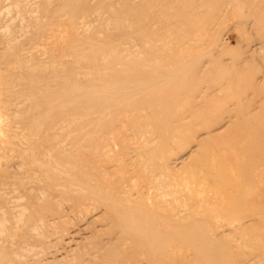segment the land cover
I'll return each instance as SVG.
<instances>
[{"label":"bare ground","instance_id":"obj_1","mask_svg":"<svg viewBox=\"0 0 264 264\" xmlns=\"http://www.w3.org/2000/svg\"><path fill=\"white\" fill-rule=\"evenodd\" d=\"M50 1L51 0H45L44 1L43 5L45 8L48 6ZM201 1L202 0H200V2L197 1L199 3L196 2L197 3L196 4L192 0H59V4H58L59 5V7H58L59 16L65 18L66 20H65V22H63L62 20L60 21L59 18H57V19H55L57 21L55 23L60 24V26H59L60 28H64L65 33L67 35V37H66L65 33L62 34L64 37L67 38L66 39L67 44H66V47H64V48L67 49L70 53H72L71 55H73L75 57L74 63H72L71 65L67 62L71 66L70 69H68V72L70 74H63V72H62L63 75H61V74H58L57 70L53 69V75L50 74V76L52 75L51 77L46 78L43 75H34V76L29 75L30 77L28 76L29 78L26 79L28 87L29 88L33 87L38 92L36 95V100H37L39 106L43 107L42 109L46 108L47 110L49 109L50 111H53L51 109L56 104L55 107L58 108L59 112H58V115H56L57 113L55 115H53L52 119L53 120H59L60 119L58 122L59 124L60 123L62 124V122L65 119L66 120L69 119V121H72V124L69 123L70 125H68V126L72 127L75 124V127H76L79 123V120H80L79 124L82 126V125H84L83 123L85 122V119H87V118L88 119L89 118H95L98 116V119H100L101 116H103L101 118H104L106 116V119L104 118L105 119L104 121L102 119H100V122H99L100 124L98 123V121H99L98 119H97V121L95 119L94 120L99 124V126L102 124L100 126V128L103 132L110 133V132L116 130L117 133H119V134H120L121 129L124 128V131H125V128L127 125L128 126L134 125L133 128L132 129L130 128V129L136 130L135 135L137 134L138 138H139V136H141L142 139H143V137L145 138L143 140L141 139L142 141L145 142V144H143L141 140H140V142L142 144L140 142H138L137 144L140 143L141 146L142 145L146 146L145 148H148V150L150 151L149 154L152 155L151 158H147L146 160H144L142 162L140 160V162H138L137 164L132 163L133 160H131L132 161L131 163L133 164V166L130 167V172L132 170L135 171L136 173L135 172L134 173L136 175L138 174V177H146V175L144 173H146V171H148V175H149L151 180H152V178L154 180L157 179L160 181H162V179H164L163 184L165 186H168L169 183L171 182V180H172L171 185H175L176 182L178 183V181H175L176 179L174 178V177H176L175 172H177V170H183V169L189 167V168H192L195 173L198 172L199 169L201 172H203L201 182L187 181V182L183 183V185H185V187L186 186L188 187V191H190L191 189L194 188L193 187L194 184L198 185L197 189H195L197 191L191 190V196H190V198L189 197L188 198L192 199V200L189 201V203L188 202H186V203L181 202L182 204H179L178 203L179 197H177L178 199H176V201H177V203H176L177 206L175 207L176 209L175 208L172 209V206L174 205L175 202H174V199L171 200V198L172 197L174 198V196L169 194L171 197L168 199L174 203L171 206L170 213H168V211H166V209L165 210L163 209V207H162L163 205L161 206V204H160L161 202L156 203L157 201H155V204L147 203L146 201L149 199L148 198L144 199L142 196L140 197V199L139 198L133 199L132 195H134V194L130 195L128 192H126L128 197L123 196V198H125V199H121V197H119L118 195H115L113 192H111V190L105 189L104 187H101L98 185H92L93 182L91 183V179L93 180V176L89 175V172H88V174L85 173L86 169L85 170L81 169V167H80L81 164L76 163L77 159H74L72 161L74 164V165L71 164V166L73 165L72 167L68 166V168H67V165L66 166L64 165L65 168H67V171L69 173L75 172V176H76V174L78 175L75 178L71 177V180H69V179H67V176L69 174H67V176L65 178L66 181H70V184H71L72 181L76 180L75 182H78L80 184V187H82V189L84 191L86 190V192L88 193V195L92 199L99 201L100 205H102L104 207V210L107 212V213L104 212L103 209H99V210H101V212L103 210V212L105 214V216L102 215V217L106 218V216H108L109 219L112 218L115 222L114 226L112 225V227L114 228L116 225V227H117L116 230H118L117 232H115L116 230L111 232L112 234H110V235H108L109 233L107 234L112 239L115 238L116 236H118L117 242L119 244H116V246H114V248L109 249L107 246H106L107 249H106V247L103 248V247H101V245L103 244L101 242H103V240L101 242H100V240H98L101 243L100 245H97L96 242H94L92 240L93 246L97 245L96 248L92 247L93 249H95L92 251H96V249H98L96 251L97 253H95V257L92 256V258H94V259L96 258L94 261L95 264H264V234H262V235H254L253 234L255 231H258V230H262L264 233V223H263L264 221L262 222V220L257 219V217L259 215L257 217H254L255 216L254 212H256V210L254 212H252L250 208H249L250 209L249 211L246 208H245L246 210L244 209V207H245L244 203H246L247 199L249 201L251 199L258 200L257 196L259 197V195L256 194L257 188L255 185V183L257 181L254 182L255 181L254 179L256 177L258 179V177H260L261 174H262L261 176H263V173H264V79L262 81H260V84H258V91L261 93L260 113H258L257 116L248 115L246 117V121H244V117L246 116V115H244V106H243L245 104L242 105L244 92L241 88V83L244 82V72H239V70H241L239 68H238L239 70H237V71H235L236 70L235 68H233L234 71H231L232 69L231 70L229 69L230 71H225V70L219 71L217 69L218 66H217V68L216 67L213 68L214 65L211 66V69H210L209 66L211 64L208 65V67L210 69L209 70L207 67V63L203 61V59H205V58H203L201 60L198 56L195 55L196 52L194 53L195 50L196 51L199 50L198 52L201 51V48L198 49L200 46H198V48H196L194 45L202 44L201 41H202V39L205 38L204 33L206 31L208 33V30H206L204 32L205 29H203V31H202V26L203 25L205 26L206 23L208 24L209 21L210 22L213 21L214 24H212V23H211V25L209 24L210 26L213 27V25L216 24V22L214 20H217L218 18L220 19L222 17L225 18V15L228 14L229 12L232 15V13L234 12V8H236V6L234 5V7H232V8L230 7L229 11H226L227 9H224V12L221 10V8H219V6H217L216 10H214V14H213V17H211V20H208V22L203 23L204 22V20H203V17H204L203 12L204 11H201V8L205 7L203 5H206V4H204V0L202 1V3H201ZM230 1H231V4L235 3V0H230ZM224 3H226V2H224ZM258 4H260V3H258ZM261 4H263V3H261ZM15 5H17V4H15ZM223 5H225V4H223ZM223 5L221 7H223ZM260 8H258V12L261 11ZM256 10H257V8H256ZM208 11H210V10H208ZM253 12L255 14L257 13V11L255 12V10ZM252 13L249 17H251L253 15L255 16V14L252 15ZM93 15L96 16L97 23H99L98 22L99 19H100V21H102L104 23L106 30H104L102 33H98L96 35V36H98L97 38H92V39H90L91 37L85 38V37H83V35L88 34V31H86V33L84 31L88 29L87 27H89V24H86L87 27L85 25L84 26L87 29H85L84 31H83L84 28L82 29L83 35L76 34L79 31L77 32L75 29L77 27L83 26L82 23L85 21V19H88V18L92 17ZM231 15H230V18L231 17L234 18L233 15L232 16ZM257 17H259V16L257 15ZM63 18H61V19H63ZM16 20H17V18H16ZM227 20L228 19H226V21H224L225 24L227 23ZM22 21H23V19H22ZM102 22H100V23H102ZM158 23L160 25L161 24L163 25L162 28L159 25L160 27L157 26L159 28L156 29L155 25H157ZM111 24L114 25L113 28L115 29L114 31L111 30V32L113 31V33H110ZM220 24H221V22H220ZM104 26H102V27H104ZM243 26H244V24H243ZM100 27H101V25H100ZM206 28H207V26H206ZM77 29H79V28H77ZM101 30L102 29H100V31ZM164 32H165V35L163 36L162 34H164ZM205 35L207 36V34H205ZM212 36L214 39H216L215 33L212 34ZM261 36L264 37V34ZM100 38H102V39H100ZM160 38L163 39L165 42L170 40L168 42L172 43V45H174L173 43H175V46H176V47L174 46L175 49L172 51L169 50L171 48V47L168 48L170 46V44L168 46L166 44L162 47H159L157 44L158 42H157L156 43L157 45H155V43H154L156 41L155 39H158L160 42L161 41ZM21 39L23 40V38H21ZM61 40L64 41L65 39L61 38ZM132 42L133 43L136 42L138 44V46H136V48L137 47L140 48L142 50V52H138L137 54H134L136 51H139L134 47L135 52H133L134 50L131 49V50H133V51H131L133 54H131L128 50L130 45H127V44L128 43L132 44ZM203 42L205 43L204 40H203ZM62 44H64V45H62ZM62 44H61L62 46H65V42ZM123 44H126L128 47L126 45H124L126 47L122 48L121 45H123ZM203 44H202V46H204L203 48H205L206 44H204V45ZM222 44H223V42H222ZM223 46H224V44H223ZM208 48L209 47H207V49ZM65 49L63 51H65ZM202 51H204V50H202ZM124 52H127V54H125ZM172 52L174 53V55H170ZM210 53L212 55L209 54V56L213 57V52L210 51ZM209 56H206V57H209ZM67 60L68 59H66V61ZM221 63H225V62L221 61ZM82 64H85L87 66V69L84 70V72L86 70H87V72L84 75L81 74L82 76H84V78H82V80H81L80 79L81 75L80 76L78 75L79 76L78 77L75 73H76V71L78 72V69L82 68ZM228 65H230V64H228ZM56 66H57V64H56ZM222 66L223 65H221V69H223ZM53 68H54V66H53ZM56 68H58V67H56ZM209 78H210V80H209ZM11 79H12V77H11ZM49 81L50 82L52 81L51 83L55 84V85L52 86V85L48 84ZM22 83H24V82H22ZM248 84L250 85V82ZM22 85H24V84H22ZM250 86H253V84ZM221 91H223L222 96L219 95V92H221ZM35 94H36V92H35ZM231 103L234 104V106H236L237 108L231 109V107H232ZM221 107L224 109L223 112H225V114L221 113L220 115H214L213 114V111H214L213 108H215V109L219 108L220 109ZM66 108H68V110H65ZM47 110H44V111L46 112ZM49 110H48V113L50 112ZM211 110H213V111H211ZM54 112H55V110H54ZM45 115H43V114L42 115H35L36 117H34L35 118L34 120H36V122H38L39 125L44 126L47 123L43 121L44 123L41 124L42 120H46V119L48 120L49 117L51 118V116H47V115L45 116ZM16 117H17V115H16ZM31 118H33V116ZM81 118H82V120H84V122L82 124H81ZM122 118H124L123 120H125V121L122 120V122L120 121V123H119V120ZM75 119L78 120V123L73 122V121H75ZM61 120H63V121H61ZM101 120L104 124L101 123ZM106 120H108V121L105 123ZM89 122L87 123V121H86L85 125H86V123L88 125H90ZM30 124L32 125V122H30ZM66 124H63V125H66ZM34 125H32V126L34 127ZM81 126L78 125L77 127L81 128ZM244 126L248 129L254 127L253 132H254V135H256V140L254 141V139H253V141L248 146H244ZM255 127H257V129H255ZM51 128L52 127H50V129ZM65 128H66V126H65ZM94 130L92 129V133H90V134H94L96 137L98 136V141L100 143L101 142L99 140L100 135H96V132H94ZM135 130H133V131H135ZM50 132H52V131H50ZM115 132L107 134V135H111L110 136L111 139H113L115 137V139L118 140V138H120L119 134H118L119 137L118 136L117 137L112 136V135H115ZM130 132H128V134H130ZM47 133H48V131L46 132V134ZM117 133H116V135H117ZM97 134H98V132H97ZM99 134H100V130H99ZM132 134H130L131 138H133ZM70 135H68V136H70ZM88 135L89 134H86V138L88 137ZM93 136L91 135V137H93ZM89 137H90V135H89ZM103 137H104V135H103ZM121 137H122V135H121ZM125 137H126V134H125ZM130 137H129V139H131ZM250 137L255 138V136H253L252 134ZM43 138H45V137H42V139ZM55 138H57V137L55 136ZM58 138L55 140L56 142H59V141H57ZM78 138L81 139L82 137L81 138L77 137L76 139H78ZM45 139H47V137ZM64 139H66V138H64ZM92 139L93 138H91L90 140H92ZM105 139L107 140L106 137L104 138V140ZM111 139H109V141ZM115 139H113V140L115 141ZM133 139H135V138H133ZM71 140H73V138ZM71 140H68L69 144H70ZM90 140H89V142H90ZM113 140H111V141H113ZM126 140L127 139H125V141ZM42 141H44V140H42ZM48 141H50V139ZM62 141H63V139H62ZM120 141H122V140H120ZM128 141L130 142L131 140H127V142ZM45 142L46 141H44V143ZM65 142H66V140H65ZM105 142H107V141H105ZM75 143H77V142L73 141V144H75ZM82 143L83 142H81L80 144L82 145ZM90 143H92V142H90ZM102 143L105 144L104 141ZM110 143L112 146H114L113 149L117 148V147H115V146H118L117 143L116 144H112V142H110ZM61 144L64 145V142ZM123 144H125V143H123ZM48 145L49 144H47V146ZM77 145L78 144H75L74 149L77 148ZM100 145H101V143H100ZM109 146H110V144L109 145L106 144V145H103L102 147L99 146L96 149L98 150L101 148L102 149L107 148V151H108V150H110ZM64 147H65V145H64ZM90 147H92V146H90ZM90 147H89V145L87 146V148H89V151L91 150ZM136 147L137 146H135V145H134V147L132 146V148H136ZM142 148L144 150V147H142ZM188 148H191V150L188 153H186ZM67 149H68V147H67ZM94 149H93V151H94ZM123 149L127 150L126 147ZM84 150L87 151L88 149H84ZM143 150H142V153L144 152ZM178 150L181 153V155L178 154L179 153V152H177ZM48 151H49V149H48ZM48 151L45 153L47 154ZM54 151H57V150L54 149L53 152ZM89 151H88V153H89ZM111 151L112 150H110V153H111ZM134 151L137 154L136 150H134ZM140 151H141V148H140ZM64 152H66V150ZM64 152H61V155ZM82 152H83V149H82ZM101 152H102V150H101ZM49 153H50V151H49ZM91 153H92V151L90 152V154ZM93 153L95 154V152H93ZM113 153H115V152H113ZM128 153H129V151H128ZM182 153H186V154L182 155ZM46 154H45V156H46ZM65 154H67V153H64L63 155H65ZM116 154H121V153H116ZM125 154H127V153H125ZM176 154L178 155V157L173 159L174 158L173 155H176ZM143 155H140V156L142 157ZM32 156L33 155H31V158H33ZM38 156H40V155H38ZM45 156L43 158L47 157V156L46 157ZM66 156H68V154ZM73 156H75V155H73ZM107 156H108V154H107ZM132 156H133V153H132ZM140 156L138 159L141 158ZM204 156H205L204 160H200ZM118 157H119V155H118ZM125 157H126V155H125ZM129 157L131 158V156H129ZM171 157H173V158H171ZM244 157L246 158V160H248L247 163L245 162V160H242L246 164H243L241 161V159H243ZM66 158L69 159V156ZM87 158L88 157H85L83 160H85ZM105 158H106V156L104 157V159ZM144 158H146V157H144ZM33 159H35V158H33ZM122 159H123V157H122ZM131 159H134V158H131ZM141 159H143V158H141ZM42 160H45V159H42ZM46 160H47V158H46ZM63 160H65V159H63ZM80 160H81V157H80ZM129 160L130 159H127V161H129ZM32 161H33V163L36 162L39 165L38 161H35V160H32ZM85 161H87V160H85ZM102 161H105V160H102ZM102 161H100V163H103ZM110 161H112V160L110 159ZM127 161L125 160V162H127ZM39 162L41 163V161H39ZM134 162L136 163L137 161H134ZM36 163H35V165H36ZM46 163H48L47 164L48 166H46V167H49V164H50L49 160ZM69 164H70V162H69ZM82 164H85V163H82ZM95 164H96V162H95ZM106 164H107V162H106ZM43 165L44 164L42 162V166H41L42 168H44ZM53 165H54V167L56 166V168H57V165H55V162ZM98 165H99V163H98ZM98 165H97V167H98ZM122 165H123V161H122ZM110 166H111V164H110ZM139 166L143 167L142 171L144 170V167H145V170L146 169L147 170L146 171L144 170L145 172L143 171L144 173H142L141 170L138 171ZM35 167H37V166H35ZM90 167L91 166H89V168ZM4 168H5V166H4ZM42 168H40V166H39V169H42ZM58 168H60V166ZM116 168L114 167L113 170ZM14 169H16V168H14ZM47 169H51V168H47ZM47 169H44V170H47ZM125 169H124V171L126 172ZM139 169H140V167H139ZM54 170H52V171L49 170V172H48V174H50L52 172V174H51L52 177H55L53 175L55 173ZM28 171H30V170H28ZM103 171L105 172L104 169H103ZM103 171L101 169V174ZM107 171H109V170H107ZM112 171L110 169L109 172L111 174L117 173V176H119L120 172L118 174V172H117L118 168H117V171L114 170L116 172H114V171L112 172ZM56 172H57V170H56ZM63 172H64V169H63ZM8 173H6V174H8ZM13 173H15V172H13ZM2 174H5V173H2ZM25 176H27V175H25ZM35 176H37V175H34V178H35ZM115 176H116V174H115ZM115 176H112L113 179L115 178ZM52 177H51V179H52ZM60 177H62L61 173H60L58 178H60ZM63 177H64V175H63ZM119 177H123V176H119ZM103 178H104L103 179V183H104V180H107V179L104 176H103ZM51 179L49 178V180H51ZM120 179H119L120 182L124 181V180H122L123 178H120ZM129 179H128V181H129ZM261 179H262V177H261ZM261 179H259V181H262ZM3 180H5V179L3 178ZM32 180H34V179H32ZM39 180H41V179H39ZM47 180L48 179H46V181ZM95 180H97V179H95ZM100 180H101V178H100ZM110 180H109V182H110ZM115 180H117V178L114 179V181ZM142 180L141 181L139 180V181L142 182ZM146 180H148V179H146ZM151 180H150V182H151ZM52 181H54V180H51L49 182H52ZM173 181H175V183ZM24 182H26V181H24ZM49 182H47V183H49ZM56 182L58 183V181H56ZM62 182L63 181H61V183ZM105 182H107V181H105ZM109 182H108V184H109ZM113 183L114 182H112V184ZM115 183L117 184L118 182L115 181ZM154 183H157V182H154ZM260 183H262V182H260ZM20 184H22V183H20ZM53 184H55V183H53ZM135 184H137V183H135ZM133 185H134V183H133ZM151 185H152V183L149 186H151ZM117 186L120 188L119 185H117ZM152 186L155 187L154 184ZM177 186H180V185L178 184ZM177 186L176 187L172 186V187L174 189H177ZM247 186H249V188ZM123 187H126V186L124 185ZM141 187L143 188V186H141ZM157 187H160V186H157ZM172 187L170 186L168 188H172ZM185 187L183 186V188H185ZM246 187L248 188V190L250 189L248 196H246L247 193L245 195V192H246L245 188ZM14 188H15V186H14ZM71 188H72V186L68 190H70ZM114 188H116V187L114 186ZM131 188H133V186ZM162 188H163V186H162ZM165 188L163 189L164 191H165ZM168 188H166V191L169 190ZM253 188L255 189V191ZM5 189H6V187H5ZM58 189H60V188H58ZM76 189L77 188H75V190ZM120 189H119V191H120ZM127 189L126 190L129 191L130 188H127ZM143 189H144V192H147V190L145 191V188H143ZM152 189H154V188L152 187ZM68 190H67V192H68ZM73 190H74V187H73ZM78 190H80V189H78ZM178 190L181 191V186L178 187ZM63 191H64V189H63ZM180 191H179V193H180ZM192 191H194V192H192ZM15 192H17V191H15ZM80 192H83V191L81 190ZM170 192H172V191H170ZM174 192L176 193V190ZM184 192L185 191H183V193ZM13 193H14V191H13ZM41 193H43V192H41ZM41 193H39V195H40L39 201L41 199ZM134 193L138 194L139 192L134 191ZM148 193L150 194L151 192H148ZM263 193H261V195ZM31 194H32V192H31ZM122 194H124V193H122ZM149 194H148V197L151 198L149 196ZM166 194H167L166 196H169L168 193H166ZM172 194L175 195L174 193H172ZM188 194H190V192ZM196 194H198V195L196 196ZM46 195H47V193H46ZM63 195L66 196L65 193ZM145 195L147 196V194H145ZM199 195L202 197H199ZM136 196H138V195H136ZM136 196H134V198ZM180 196L182 198V195H180ZM263 196H260V197L262 198ZM155 197L157 198V196H155ZM244 197H245L246 201L244 200ZM260 197H259V199H260ZM160 198H162V197H160ZM184 198H186V196ZM199 198H201L200 199L201 201L200 202L196 201V199L198 200ZM37 200H38V198H37ZM182 200H184V199L182 198ZM88 201H89V199H88ZM152 201H154V200H152ZM256 202H258V201H256ZM90 203H91V201H90ZM94 203L96 204V202H94ZM250 203H251V201H250ZM81 204L84 205L83 203H79V206ZM86 204H87V200H86L85 205ZM162 204H165V202ZM168 204L170 205V203H168ZM252 204L254 205L255 203H252ZM258 204H259V202H258ZM178 205H180V208H179L180 210L178 209V207H179ZM260 205H262V207H264L262 202L260 203ZM73 206H75V205H73ZM76 206H77V204H76ZM97 206H98L97 208H99V205H97ZM42 207H44V206H41V207H40V205H39V207L37 206L38 209L41 208L40 211L43 210ZM61 207H63V205ZM84 207H85L84 208V210H85L87 207L86 206H84ZM164 207H165V205H164ZM46 208H49V207H46ZM64 209H66V208H64ZM168 209H169V207H168ZM15 210L19 211V209H16V208H15ZM20 210H21V208H20ZM84 210L78 209L77 211H80V212L82 211L81 212V214L83 213L82 216L83 215L87 216V214L91 211V210H89V207L85 210V211L89 210V212L87 211L84 213ZM34 211H35V208H34ZM62 211H63V209H62ZM93 211H94V209H93ZM26 212L27 211H25V213ZM60 212H61V210H60ZM103 212H102V214H103ZM248 212H250V214ZM69 213H70V211H69ZM91 213H94V212L91 211ZM95 213L98 214L97 211H95ZM51 214H49L48 217ZM55 214H60V213H55ZM78 214H80V213H78ZM96 214H94V215H96ZM256 214H258V212ZM37 215H38V213H37ZM88 215H91V214H88ZM98 215H100V214H98ZM17 216H18V212H17ZM51 216H53V215H51ZM30 217H31V215L29 216V218ZM54 217H56V216L54 215ZM58 217L60 220L61 217L59 215H57L56 218H58ZM83 217L81 218L82 220L83 219L87 220L86 218L88 216L86 218H85V216H83ZM249 217H251V218H249ZM94 218H95V216H94ZM94 218H93V221H94ZM96 218L98 219V216ZM99 218H101V217H99ZM258 218H260V217H258ZM27 219H28V217H27ZM51 219H52V217H51ZM51 219H50V221H53ZM88 219H90V218H88ZM97 219H95V220H97ZM17 220H19V219H17ZM39 220H40V217H39ZM90 220L91 221L88 220L89 222L83 220L84 223L85 222H86V224L89 223V225L87 224L88 226L85 224L83 226L89 227L90 223L92 222V218ZM106 220L108 221L107 218H106ZM110 221L112 222V220H110ZM1 222H2V219H1ZM37 222H39V221H37ZM40 222H39V224H43L42 222L41 223ZM97 222H99V220H97ZM18 223H17V225H18ZM55 223H57V222H54V224H49V221H48L50 228H52L51 226L52 225L54 226ZM34 224H36V223L34 222ZM101 224L102 223H100V225ZM110 224H112V223H110ZM2 226H4V225H1V227ZM36 226H35V228H37ZM38 226L40 227L42 225H38ZM103 226H105V225H103ZM110 227H111V225L109 226V228ZM112 227H111V229H112ZM14 228H15V226H14ZM35 228L32 227V229H35ZM85 228L86 227H84V229ZM32 229H29V230L33 231ZM84 229H82V227L80 228L81 233L86 232V229L85 230ZM100 229L101 230L105 229V227L100 228ZM0 230H1V228H0ZM17 230H19V229H17ZM37 230H38V228H37ZM56 230L54 229V231H56ZM34 231L36 232V230H34ZM38 231L40 232L41 230H38ZM48 231H51V230L49 229ZM95 231H97V230H94V233H96ZM14 232H16V230ZM73 232L74 231H72V233L71 232L70 233L73 234ZM92 232H91V235H92ZM114 232L116 235H114ZM2 233L3 232L1 230V234ZM70 233H69V235H71ZM74 233H76V231ZM256 233H258V232H256ZM40 234H41V232H40ZM40 234H38L37 236H40ZM76 234H74L73 236L75 237ZM85 234H88V233H85ZM98 234H100V232ZM3 235H1V236H3ZM41 235L43 236V234H41ZM63 235H65V234L63 233ZM88 235H90V234H88ZM55 236H56V233H55L54 237ZM81 236H84V238H85L84 234L83 235L81 234ZM104 236H106V235H104ZM108 236H107V238H109ZM242 236H245V238H246V236L249 237V239L248 238H246V239L250 240V243L249 242L247 244L243 243V245H242L240 242ZM51 237H52V234H51ZM64 237L65 236H63V238ZM74 237H73V239H74ZM93 237H94L93 239L96 238L95 235H93ZM66 238H68V237H66ZM76 238L78 239V235ZM86 238H87V243H89V244L85 243L86 239H83V238L80 239L81 241H83V240L85 241L84 244H87V247L86 246L84 247V244L81 245L82 246L81 248L84 247V249L82 250L83 251L82 253H84L86 248L88 249V245H89V249H90V246H92V244L90 242L91 240L88 242V237L86 236ZM117 238L113 239V241L117 240ZM46 239H48V238H46ZM58 239H59V237L57 238V240ZM97 239H99V238H97ZM104 239H106V238L104 237ZM243 240H245V239H243ZM39 241H41V240H39ZM98 241H97V243H98ZM22 242H24V240ZM49 242H52V241L50 240ZM68 242H69V239H68ZM74 242H76V241H73V243ZM106 242L107 241H105L104 245H107ZM94 243H95V245H94ZM115 243L116 242H114L112 244L115 245ZM25 244L26 243H24V245ZM37 244H39V243H37ZM50 244H48L47 246H49ZM81 244H82V242H81ZM21 245H23V244H21ZM41 245H39V246H41ZM44 245H45V243H44ZM70 245L71 244L69 243L68 247ZM108 245L110 246V244H108ZM25 247H23V248H25ZM43 247L41 246L40 249H42ZM0 248L2 250H4L3 249L4 247H0ZM21 248H22V246H21ZM45 248L48 249L47 247H45ZM54 248H56V247H54ZM123 248H124V250H123ZM245 248L246 249L250 248L251 251L249 249L246 250ZM63 249H64V247H63ZM63 249L61 248V250H63ZM70 249L71 248H69V251H70ZM76 249H79V248H76ZM89 249H88V251L91 252ZM10 250H12V249H10ZM23 250H22V252H23ZM48 250H51V249H48ZM40 251H42V250H40ZM55 251H53V252H55ZM73 251H74V248L70 252L73 253ZM59 252L60 251L56 252L58 257H59V254H58ZM76 252L79 253L81 251L77 250ZM2 253H4V251ZM2 253L0 251V264H4V260H5V257H4L5 255H3ZM47 253H46V255H47ZM61 253H62V251L60 252V254ZM71 253H69V254L66 253L65 256L69 257L72 255V257H73L74 255ZM51 254L49 253L48 256ZM62 254L64 255V253H62ZM24 255H25V253H24ZM14 256L17 257V255H14ZM65 256H61V257H64V260H65ZM84 256L87 257L86 255H83V257ZM20 257H21V255H20ZM36 257H38V256H36ZM61 257H59V258H61ZM56 258H55V260L57 262L59 260H62V258L59 260ZM80 258H81V256H80ZM92 258H90V259H92ZM74 259H75V257H74ZM74 259H73V263L75 261H77L76 259L74 261ZM46 260H48V259H46ZM84 260H85V258H84ZM22 261H24V260H22ZM80 261H83V260L80 259L79 263H77L78 261L76 263L77 264H86L87 263L86 261H85L86 263H81ZM39 262L41 264V259L39 260ZM47 262L50 263L49 260ZM47 262L45 261L43 263H47ZM54 262L55 261L53 258V262L50 264H54ZM61 263H62V261L60 262V264ZM88 263H89V261H88Z\"/></svg>","mask_w":264,"mask_h":264},{"label":"rangeland","instance_id":"obj_2","mask_svg":"<svg viewBox=\"0 0 264 264\" xmlns=\"http://www.w3.org/2000/svg\"><path fill=\"white\" fill-rule=\"evenodd\" d=\"M44 1L45 0H0V150H1L0 151V153H1L0 154L1 155L0 156V171H1L0 172V224L1 225H4L2 227L0 225V228H1L2 232H3L1 234V230H0V238L2 239V240L0 239V243H1L0 244V247H4L3 248L4 250H2L0 248V251H1V253L4 251V253H2L3 255H5L4 256L5 257L4 264H36V263L37 264H40V262H39L40 259H41V264L43 262H45V261L47 262L48 260L50 261V263H52L53 262V258H54V261H55L54 264H57L59 261L60 262L62 261L61 264H67V263L68 264H77V263H79V260L80 259L83 260V261H80L81 263H86L87 262L86 264H95L94 261H95L96 258L94 259V258H92V256L95 257V253H97L96 251L98 249H96V251H92V250H95L92 247L96 248L97 245H100L101 243H103L101 245V247H103V248H105L106 246L109 249L110 248H114V246H116V244H119L117 242L118 241V238H117L118 236H116L115 238H113V239H116L117 238V240L113 241V239L110 236H108V235L112 234L111 232L115 231L117 229V227H116V225H115L116 228L115 227L114 228L112 227V225L114 226V224H115V222H114V220L112 218L109 219L108 216H106V218L108 219V221H107L106 218L102 217V215L105 216L104 212H106L104 210V207L102 205H100L99 201H96V200L92 199L88 195V193L86 192V190L84 191L82 189V187H80V184L78 182H75L76 180L75 181H72L71 184H70V181H66L65 178H66L67 174H69L67 176V179H69V180H71V177H74L75 178V177L78 176L77 174L75 176V172L74 173L73 172L72 173H69L67 171L68 166H71V164H73L72 161L74 159H77L76 163H80L81 164L80 165L81 169H84V170L86 169L85 173L88 174V172H89V175H92L93 176V180L91 179V183L93 182L92 185H98V186L104 187L105 189L111 190V192H113L115 195H118L119 197H121V199H125V198H123V196H127L128 197V195L126 193V192H128L130 195L134 194V195H132L133 196V199H138V198L140 199V197L142 196L144 199H146V198L149 199V200L146 201L147 203L155 204V201H157L156 203L161 202L160 203L161 206L163 205L162 206L163 209L164 210L166 209V211H168V213H170L171 206L173 205L174 202L175 203L172 206V209L177 206V204H176L177 203L176 199H178L177 197H179V199H178L179 200V202H178L179 204L186 203V202L189 203V201L192 200V199H189L190 196H191V190L197 189V186L198 185L197 184H194L193 185L194 188L191 189L190 191H188V187L187 186L185 187V185H183V183L184 182H187V181H190V182H201L202 181V174H203V172H201L200 169H199L198 172L195 173L194 170L192 168H189V167H187V168H185L183 170H177V172H175V176L176 177H174V178L176 179L175 181H178V183L176 182L175 185L177 186L179 184L181 186V191L178 190V187H180V186H177V189H174L173 188V187H176V186L175 185H171L172 180H171V182L169 183L168 186H165L163 184L164 183V179H162V181L156 179L157 180L156 181V180H154L152 178V180H151L150 177H149V175H148V171H146L147 169L145 170V167H144V170L146 171V173H144L145 172L144 170H143L144 172L142 171L143 167H141V166H139L140 169L138 167V171L141 170L142 173H144L146 175V177H138V174L136 175L135 174L136 173L135 171L132 170L130 172V167L133 166L132 163L137 164L138 162H140V160L142 162V161L146 160L147 158H151L152 155L149 154L150 151L148 150V148H145L146 146H143V145L141 146L142 143L145 144V142L142 141L145 138L143 137V139H142V137L139 136V138H140L139 139L138 136H137V134L135 135L136 130L135 129H133L135 131L131 130L134 125H130V126L127 125L126 126L127 129L125 128V131H124V128L123 129L120 128L121 129L120 134L117 133L116 130H115L116 132L115 131L110 132V133L115 132V135H112L113 137L114 136L117 137L118 134L120 136V138H118V140L115 139V137H114L113 138V139H115V141H114L113 139H111V137H110L111 135H107V134H110V133H106V132H103L101 130L100 126L102 124L99 126L100 119H102L104 121L106 119V116L104 117L105 119L104 118H101L103 116H101V117L99 116L100 119H98V116L95 117V118H89V119L87 118V119H85V122L87 121V123L90 121L89 122L90 125H88L87 123L85 125L84 120H82V118H81V124L84 122L83 123L84 125H82V126L79 124L80 123V120H79V123H78V120L75 119V121H73V122L78 123V125L81 126V128L77 127L78 125L75 127V124L74 123H73L74 125L72 127H70L68 125H70L69 123L72 124V121H69V119H67L69 122L66 119L64 121L61 120V121H63L62 124L61 123L60 124L58 123L60 119L59 120H53L52 119V116L55 115L56 113H57L56 115H58V112H59L58 108L55 107L56 104L51 109L53 111H50L48 109L50 111L49 113H48V110L46 108L42 109L43 107L42 106H39V104H38V102L36 100V95H37L38 92L33 87H30L31 89L28 87L27 82H26V79L29 78L30 76H34V75H43L46 78L47 77H51L53 75V69L57 70L58 74H61V75H63V74H70L68 72V69H70V67H71L70 65L72 63H74V60H75L74 59L75 57L73 55H71L72 53H70L67 49L64 48V47H66V44H67L66 43L67 42V40H66L67 39L66 38L67 35L65 33L64 28H60L59 27L60 24L55 23V22H57L55 20L57 18H59V20L60 21L62 20L63 22H65V20H66L65 18L59 16V13H58L59 0H51L46 8L43 5ZM192 1H194L195 3L197 1L200 2V0H192ZM202 1H201V3H202ZM199 2H197V3H199ZM224 2H226V3H224ZM258 3H260V4L263 3V4L260 5ZM15 4H17V5H15ZM204 4H206V5H203L205 7L201 8V11H204L203 12L204 13V17H203L204 22L203 23L208 22V20H211V17H213V14H214V10H216V7L217 6H219V8H221V10L223 12H224V9H227L226 11H229V8L230 7L232 8V7H234V5L236 6V8H234V12L232 13V15H233L234 18H232V17L230 18L231 13L229 12L228 14L225 15V18L222 17L220 19L218 18L219 20L218 19L217 20H214L216 22V24H215L216 26L213 25V27L215 26L214 28L212 26H210L211 23L214 24L213 21L212 22L209 21L208 24L206 23L205 26L204 25L202 26V31H203V29H205L204 32L206 30H208V33H207V31L205 33L203 32L205 38L202 39V41H201L202 44H203L204 43L203 40H204L205 41L204 44H206V45H205V48H203L204 46H202V44H200V45H194L196 48H198V46H200L198 49L201 48V51L200 52H198L199 50H197V51L195 50L194 53L196 52L195 55L198 56L201 60L203 58H205V59H203V61L207 63V67H208V65L211 64L209 66L210 69H211V66L214 65L213 68H215V67L217 68V66H218L217 69L219 71H222V70L230 71L231 69H232L231 71H234L233 68H235L236 69L235 71L241 69V70H239V72H244V82L241 83V88H242V90L244 92L242 105L245 104L243 106H244V115H246L244 117V121H246V117L248 115L257 116V114L260 113L261 93L258 91V84H260V81H262L264 79L263 78L264 77V37L261 36V35L264 34V0H250V1L249 0H235V3H232V4H231V1L230 0H228V1L227 0H204ZM223 4H225V5H223ZM222 5H223V7H221ZM256 8H257V10H256ZM258 8L261 9L260 12H258ZM208 10H210V11H208ZM254 10H255V12L257 11L256 14L253 12ZM251 13H252V15L255 14V16L253 15V16L249 17L251 15ZM257 15L259 17H257ZM16 18H17V20H16ZM61 18H63V19H61ZM22 19H23V21H22ZM88 19H85V21L82 23L83 26L77 27L79 29H77V28L75 29L77 32L79 31L76 34L83 35V31L88 28L87 30L84 31L85 33H86V31H88V34H84L83 37H85V38H90L91 37L90 39H92V38H97L98 36H96V35L98 33H102L104 30H106V27L104 26V23L102 21H100V19L98 21L99 23H97L96 16L93 15L92 17H90ZM226 19H228V20H227V23L225 24L224 21H226ZM100 22H102V23H100ZM220 22H221V24H220ZM86 24H89V27L90 26L91 27L90 28L87 27ZM243 24H244V26H243ZM84 25L87 28H85ZM100 25H101V27H100ZM159 25H160L159 23L157 25H155L156 26V29L159 28L160 26L162 28L163 25L162 24L160 26ZM102 26H104V27H102ZM113 26L114 25L111 24L110 33H113V31L115 30L113 28ZM157 26H159V27H157ZM206 26H207V28H206ZM82 29H83V31H82ZM100 29H102V30L100 31ZM111 30H113V31L111 32ZM64 33H65L66 37H64L62 35ZM214 33L216 34V39H214L213 36H212V34H214ZM205 34H207V36ZM162 35L164 36L165 35V32ZM21 38H23V40ZM61 38L65 39L66 41L65 40L64 41L61 40ZM100 39H102V38H100ZM155 40H156L154 42L155 45L158 44L159 47H162V46H164L166 44L168 46L170 44V46L168 48L171 47L169 49L171 51L174 50L175 47H176L175 46V43H173L174 45H172V43L168 42L170 40H168L167 42H165L163 39H161L160 42H159L158 39H155ZM64 42H65V46H62V45H64V44H62ZM222 42H223L224 46H223ZM134 43L133 42H132V44L131 43H128V44L126 43L127 45H130L131 46V47L129 46V49H128L131 54H133L131 51L134 50L133 52H135L134 47L136 48V46H138V44L136 42H134ZM126 44L121 45V47L122 48L126 47L127 46ZM124 45H126V46H124ZM207 47H209V48L207 49ZM64 49H65V51H63ZM131 49H133V50H131ZM136 49L139 50V51H136L134 54H137L138 52H142V50L140 48L137 47ZM202 50H204V51H202ZM210 51L213 52V57L214 58L212 56L211 57L209 56V54H211ZM124 53L127 54V52H124ZM170 55H174V53L172 52ZM206 56H209V57H206ZM66 59H68V60L66 61ZM221 61L222 62H225L226 64L225 63H221ZM56 64H57V66H56ZM228 64H230V65H228ZM221 65H223V66L224 65L225 66L227 65L228 67L226 66L227 67L226 68L225 66L224 67L222 66L223 69H221ZM53 66H54V68H53ZM56 67H58V68H56ZM209 67H208V69H209ZM85 69H87V66L85 64H82V68L78 69V72L76 71L75 74L77 76L78 75L80 76L81 74L84 75L87 72V70L84 72ZM62 72H63V74H62ZM50 74H52V75L50 76ZM82 75L80 76V79L81 80H82V78H84V76H82ZM11 77H12V79H11ZM209 80H210V78H209ZM22 82H24V83H22ZM51 82L49 81L48 84H50L52 86L55 85V84H52ZM249 82H250V85L253 84V86H250L248 84ZM22 84H24V85H22ZM35 92H36V94H35ZM219 95L222 96L223 95V91L219 92ZM231 106H232L231 109L232 108H237L232 103H231ZM213 109H214V111L213 110H211V111H213V114L214 115H220L221 113L222 114L223 113L225 114V112H223L224 109L222 107L220 109L219 108L218 109L213 108ZM44 110H47V111L45 112ZM54 110H55V112H54ZM65 110H68V108H66ZM44 113L47 116H51V118L49 117L48 120L47 119L46 120H42L41 124L44 123V122H46L47 124L44 125V126H41V125L38 124V122H36V120H34L35 119L34 117H36L35 115H42V114L45 115ZM16 115H17V117H16ZM32 116H33V118H31ZM94 119L96 121L98 119L99 120L98 121L99 124ZM123 119L124 118L120 119L119 120V123H120V121L122 122ZM102 120H101V123H103ZM107 121L108 120H106L105 123ZM123 121H125V120H123ZM30 122H32V125L35 124L34 127L30 124ZM63 124H66V125H63ZM65 126H66V128H65ZM50 127H52V128L50 129ZM92 129L93 130L94 129L96 130V131L94 130V132H96V135H100L99 136V140L101 141L100 142L101 145H100V143L98 141V136L96 137L94 134H90V133H92ZM255 129H257V127H255ZM99 130H100V134H99ZM253 130H254V127L248 129V128H246L244 126V146H248L253 141V139H254V141L256 140V135H254ZM47 131H48V133L46 134ZM50 131H52V132H50ZM97 132H98V134H97ZM128 132H130V134L133 133L132 134L133 136L132 135L131 136L133 138H135V139L131 138L130 137V134H128ZM116 133H117V135H116ZM86 134H89L90 137H91V135L92 136L94 135L93 137H91L93 139L90 140L91 138L89 137V135H88V137L90 139L88 137L86 138ZM125 134H126V137H125ZM251 134L253 136H255V138H251L250 137ZM68 135H70V136H68ZM103 135H104V137H103ZM121 135H122V137H121ZM55 136L57 138L58 137L60 138V139L58 138V140H57L59 142H56L55 141L57 139V138H55ZM42 137H45V138L47 137V139H45V138L42 139ZM75 137L76 138L77 137H80V138L82 137V138L81 139H79V138L76 139ZM105 137L107 138V140L106 139L104 140ZM129 137L131 139H129ZM64 138H66V139H64ZM70 138L71 139L73 138V140H71ZM49 139H50V141L52 143L50 141H48ZM62 139H63V141H62ZM67 139L68 140H71V142H72V143L70 142L71 145L69 144V141ZM109 139H111L113 141H111V140L109 141ZM125 139L131 140V141L130 142L128 141L129 142L128 143L127 140L125 141ZM42 140L46 141L45 142L46 144ZM65 140H66V142H65ZM89 140L92 143H90ZM120 140H122V141H120ZM140 140L142 141V143L140 142ZM73 141L74 142H77L75 144H78L77 145V148H75V149H74L75 144H73ZM103 141H104L105 144L102 143ZM105 141H107V142H105ZM63 142H64L65 147H64L63 144H61ZM79 142L80 143L83 142L82 145ZM110 142H112V144H116V143L118 144L119 147L118 146H115V147H117V148H115L117 151L115 149H113L114 146H112ZM138 142H140L141 144L140 143L137 144ZM123 143H125V144H123ZM47 144H49V145L47 146ZM106 144L107 145L110 144L109 147H110V150H112L111 153H110V150L107 151V148H105V149H102L101 148V149H98V150L96 149L99 146L102 147L103 145H106ZM84 145L85 146L86 145L87 146L89 145V147L92 146V147H90L91 150L89 151V148H87V146L85 147ZM134 145L137 146V147L136 148H132V146L134 147ZM67 147H68V149H67ZM125 147L129 151V153H128L127 150H124L123 149ZM142 147H144V150H143ZM81 148L83 149V152H82V149ZM140 148H141V151H140ZM48 149H49L50 153H49ZM54 149L57 150V151H54L53 152ZM64 149L66 150V152H64L65 151ZM84 149H88V150L85 151ZM93 149H94V151H93ZM46 150L48 151V153H47L48 155L45 153V152H47ZM101 150H102V152H101ZM134 150H136L137 154L135 153ZM142 150L145 153L144 152L142 153ZM190 150H191V148H188V150L186 151V153H188ZM88 151H89V153H88ZM91 151H92V153L90 154ZM61 152L67 153L68 156H69V159L66 158V157H68V156H66L67 154L63 155L64 154L63 153L61 155ZM93 152H95V154ZM113 152H115V153H113ZM131 152L133 153V156H132V153ZM177 152H179V150ZM116 153H121V154H116ZM125 153H127V154H125ZM186 153H182V155H185ZM45 154H46L47 157L45 156ZM107 154H108L109 157L107 156ZM178 154L181 155L180 152ZM31 155H33L32 157L35 158V159L31 158ZM38 155H40V156H38ZM73 155H75V156H73ZM118 155H119V157H118ZM125 155H126V157H125ZM140 155H143V156L141 157ZM44 156L47 158V160H46V158H43ZM84 156L85 157H88L87 159H85L87 161L83 160L85 158ZM105 156H106V158L104 159ZM129 156H131V158H134V159H131ZM139 156L141 158H143V159H141V158L138 159ZM173 156H174V158L171 157L173 159H175V158L178 157L177 154L176 155H173ZM80 157H81V160H80ZM122 157H123L124 160L122 159ZM144 157H146V158H144ZM204 158H205V156L203 158H201L200 160H204ZM42 159H45V160H42ZM63 159H65V160H63ZM110 159L112 161H110ZM127 159H130V160L127 161ZM32 160L38 161L39 165L34 161L36 163V165H35V163H33ZM48 160H49V163L50 164H49V167H46V166H48L47 165L48 163H46ZM102 160H105V161H102ZM121 160L123 161V165H122V161ZM125 160L127 162H125ZM131 160H133V162ZM242 160H245L246 163L248 162V160H246L245 157L243 159H241V161ZM39 161H41V163ZM53 161L55 162V165H57V168H56V166L54 167V165H53L54 162ZM100 161H102L103 163H100ZM134 161H137V162L135 163ZM42 162L44 164L43 165L44 168L41 167L42 166ZM69 162H70V164H69ZM95 162H96V164H95ZM106 162H107V164H106ZM245 162L242 161L243 164H246ZM82 163H85V164H82ZM98 163H99L100 166L98 165ZM110 164H111V166H110ZM64 165L65 166L67 165V168H65ZM97 165H98L99 168L97 167ZM4 166H5V168H4ZM35 166H37V167H35ZM39 166L43 170L42 169H39ZM59 166H60V168H58ZM89 166H91V167L89 168ZM112 167L113 168L114 167L115 168L117 167L118 168V171H117V168L114 169V170H116L118 172V174L120 172L119 176H123V177L117 176V173H115L116 176L113 173L111 174L109 171H110V169H111V171L113 170ZM14 168H16V169H14ZM47 168H51V169H47ZM62 168L64 169V172H63V169ZM123 168L126 170V172L124 171ZM44 169H47V170H44ZM101 169H102V171H103V169L105 170V172L103 171L102 174H101ZM28 170H30V171H28ZM49 170L50 171H52V170L55 171L56 174L55 173L53 174L55 177H52V175H51L52 172L50 174H48ZM56 170H57V172H56ZM107 170H109V171H107ZM90 171L91 172L93 171V172L91 173ZM116 171H114V172H116ZM13 172H15V173H13ZM2 173H5V174H2ZM6 173H8V174H6ZM60 173L62 174V177L64 175L63 178L62 177L58 178L59 175H60ZM25 175H27V176H25ZM34 175H37V176H35V178H34ZM261 175H260V177H258V179H257V177L254 179L255 180L254 182L257 181L256 182L257 184L255 183L257 189L255 187L254 188L257 190L256 191V194H258L259 197L264 195V193H263L264 192V187H263L264 186V173H263V176H261ZM103 176L107 179V180H104V183H103V179H104ZM112 176H115L114 179L117 178V180H115L116 182H118L117 184L115 183V181H114V179H113ZM51 177H52V179H51ZM261 177H262V179H261ZM3 178L5 180H3ZM49 178L51 180H54V181L49 182V181H51V180H49ZM100 178H101V180H100ZM120 178H123L122 180H124V181L123 182L122 181L120 182L119 181ZM32 179H34V180H32ZM39 179H41V180H39ZM46 179H48L49 181L48 180L46 181ZM95 179H97L98 181L95 180ZM128 179H129V181H128ZM146 179H148V180H146ZM149 179L151 180V182H150ZM259 179H261L262 181H259ZM109 180H110V182H109ZM139 180L140 181L142 180V182H140ZM24 181H26V182H24ZM56 181H58V183ZM61 181H63L64 183L63 182L61 183ZM105 181H107V182H105ZM175 181H173V182L175 183ZM47 182H49V183H47ZM108 182H109V184H108ZM112 182H114V183L112 184ZM154 182H157V183H154ZM260 182H262V183H260ZM20 183H22V184H20ZM53 183H55V184H53ZM133 183H134V185H133ZM135 183H137V184H135ZM151 183H152V185L154 184L156 188L154 186H152V185L149 186ZM123 184L126 187H123L124 186ZM117 185H119L121 189ZM182 185L185 188H183ZM14 186H15V188H14ZM71 186H72V188L70 190H68ZM114 186L116 188H114ZM132 186H133V188H131ZM141 186H143V188H145V191L147 190V192H144V189ZM157 186H160V187H157ZM162 186H163V188H162ZM170 186L171 187L173 186V187L172 188H168ZM5 187H6V189H5ZM73 187H74V190H73ZM152 187L154 189H152ZM165 187L168 188L169 190L167 189L168 191H166V188ZM247 187L249 188V186H247ZM58 188H60V189H58ZM75 188H77V189L75 190ZM123 188L124 189L125 188L126 189L127 188H130V189H129V191H127L128 189L127 190L126 189L124 190ZM164 188H165V191L163 190ZM246 188H245V191H246L245 192V195L247 193L246 196H248L250 189L248 190V188L247 189ZM63 189H64V191H63ZM78 189H80V190H78ZM119 189H120V191H119ZM255 189H254V191H255ZM67 190H68V192L70 191L71 193L70 192L68 193ZM81 190L85 194L83 192H80ZM175 190H176V193L174 192ZM13 191H14V193H13ZM15 191H17V192H15ZM134 191L139 192V193L138 194L137 193H134ZM170 191H172V192H170ZM179 191H180V193H179ZM183 191H185L186 193L185 192L183 193ZM195 191H197V190H195ZM31 192H32V194H31ZM41 192H43V193H41ZM148 192H151L150 193L151 195ZM165 192L168 193V195L171 194L172 196H174V198L173 197L171 198V200L174 199V202H172V201H170L168 199L171 196L170 195L169 196H166L167 194ZM189 192H190V194H188ZM192 192H194V191H192ZM39 193H41V199H40V201H39V198H40ZM46 193H47V195H46ZM62 193L63 194L65 193L66 196H64ZM122 193H124V194H122ZM172 193H174L176 196L173 195ZM261 193H263V194L261 195ZM145 194H147V196ZM148 194H149V196L151 198L148 197ZM136 195H138L139 197L136 196ZM180 195H182V198L184 200H182V198H181ZM197 195L198 194H196V196ZM134 196H136V197L134 198ZM155 196H157V198L159 200ZM183 196L184 197L186 196V198H184ZM160 197H162V198H160ZM199 197H202V196L199 195ZM259 197L257 196V199L258 200L251 199L250 200L251 203H250V201L248 199L246 201L245 200V197H244V200L247 203V204L244 203V206H245L244 209L246 208V209H248V211L251 209L252 212H254L256 210V212H254V214H255L254 217H257L259 215L258 217H260V218L257 217V219L258 220L260 219L263 222L264 221V219H263L264 218V207H262V205H260V203L262 202V204L264 206V201H263L264 200V196L262 197L263 199L260 197L261 200L259 199ZM37 198H38V200H37ZM87 198L89 199V201H88ZM200 199L201 198H199L198 200L196 199V201L200 202L201 201ZM86 200H87V204L85 205ZM152 200H154V201H152ZM90 201H91L92 204L90 203ZM163 201L165 202V204H162V203H164ZM256 201H258L259 204ZM94 202H96V204L99 205V208H97L98 206ZM79 203H83L84 205L81 204L79 206ZM168 203H170V205ZM252 203H255V204L253 205ZM76 204H77V206H76ZM39 205H40V207L41 206H44V207H42V209H43L42 211H40L41 208H39V209L37 208V206L39 207ZM62 205H63V207H61ZM73 205H75V206H73ZM164 205H165V207H164ZM45 206L46 207H49V208H46ZM84 206H86L87 208L89 207V210H91L92 212H94V213H91V211L89 212V210H87L89 212L88 214H91V215H88L87 213L86 214H87L88 217L86 215H83V216H85V218L87 217L86 218L87 220L83 219L84 221L89 222V221H91L90 219L92 218V222L90 223V226L89 227H87L89 225V223H87L88 224L87 225L86 222L84 223V221L81 219L83 217L82 216L83 213L81 214L82 211L81 212L80 211H77L78 209L79 210L80 209L84 210V208H85ZM178 206H179L178 207V209H179L180 208V205H178ZM14 207L16 209H19V211L18 210H15ZM168 207H169V209H168ZM20 208H21L22 211L20 210ZM34 208H35V211L36 212L34 211ZM58 208L61 210V212H60V210ZM64 208H66V209H64ZM62 209H63V211H62ZM93 209H94V211H93ZM99 209H103L104 210V212L102 210L103 214H102L101 210H99ZM24 210L27 211V212L25 213ZM85 210H84V213L87 212ZM69 211H70V213H69ZM95 211H97V213L100 214V215L96 214ZM17 212H18V216H17ZM257 212H258V214H256ZM37 213H38V215H37ZM55 213H60V214H55ZM76 213L77 214L80 213V214L77 215ZM248 213L250 214V212H248ZM49 214H51L53 216L50 215L49 216L50 218H49L48 217ZM94 214H96V215H94ZM30 215H31V217L29 218ZM54 215L56 217H57V215H59L62 219L60 218V220H59V217L56 218V217H54ZM93 215L95 216V218H94ZM97 216H98V219L96 218ZM27 217H28L29 220L27 219ZM39 217H40V220H39ZM51 217H52V219H51ZM99 217H101V218H99ZM88 218H90V219H88ZM93 218H94V221H93ZM249 218H251V217H249ZM1 219H2V222H1ZM17 219H19L20 221L17 220ZM50 219L53 220V221H50ZM95 219L99 220V222H97V220H95ZM43 220L44 221L46 220L47 222L46 221L44 222ZM110 220H112V222ZM37 221H39V222L41 221L43 224H39V222H37ZM48 221H49V224H54V222H57V223H55L54 226L52 225L51 226L52 228H50V225L48 224ZM34 222L36 224H34ZM17 223H18V225H17ZM100 223H102V224L100 225ZM110 223H112V224H110ZM37 224L38 225H42V226H40L41 228ZM84 224L87 225V226H83ZM34 225L35 226L37 225L36 227L38 228V230H41L40 232H41V234H43V236L40 234V232L37 230V228H35ZM103 225H105V226H103ZM108 225L109 226L111 225L112 229H111V227L109 228ZM14 226H15L16 229L14 228ZM32 227L35 228V229H32ZM47 227L51 231H48L49 229ZM81 227H82V229H84V227H86L85 228L86 229V232L81 233V230H80ZM104 227H105V229H102V230L100 229V228H104ZM17 229H19V230H17ZM29 229H32L33 231L36 230V232L35 231L34 232L33 231H30ZM54 229L55 230L57 229L56 230L57 232L54 231ZM93 229L94 230H97V231H95L96 233H94V230ZM15 230H16V232H14ZM72 231H74V232L76 231L77 234L74 233V232H73V234H71ZM117 231L118 230H116L115 232H117ZM261 231L262 230L255 231L253 234L254 235H262V234H264L263 231L262 232ZM91 232H92V235H91ZM99 232H100V234L102 232L103 233L100 235V234H98ZM115 232H114V235H116ZM256 232H258V233H256ZM55 233H56V236H55L56 238L54 237ZM63 233L65 235H63ZM69 233L71 235H69ZM85 233H88L90 235L85 234ZM38 234H40L41 237L40 236H37ZM51 234H52V237H51ZM74 234H76L75 237L73 236ZM81 234L82 235L84 234L85 235V238H84V236H81ZM103 234L106 235V236H104ZM1 235H3V236H1ZM77 235H78V239L79 240L76 238ZM93 235H95V237H96L95 239L96 240L93 239L94 238ZM102 235L106 239H104V237ZM57 236L59 237L58 240H57V238H58ZM63 236H65V237L63 238ZM86 236L88 237V242L91 240L90 242L92 244V240H93L97 244V245H95V243H94L95 246H93V244H92V246H90V249H89V245H88V249L92 253L89 252L87 248L85 249L84 253H82L83 252L82 250L84 249V247L85 246L87 247V244H89V243H87ZM107 236L109 238H107ZM45 237L48 238V239H46ZM66 237H68V238H66ZM73 237H74V239H73ZM81 238L86 239V242L83 239H82L83 241H81L80 240ZM97 238H99V239H97ZM246 238L249 239V237H247V236H246ZM246 238H245V236H242V238L240 240V242H241L242 245H243V243L244 244L245 243L247 244L248 242L250 243V240H248ZM38 239L41 240L42 242L39 241ZM68 239H69V242H68ZM243 239H245V240H243ZM23 240H24V242H22ZM50 240L52 242H49ZM98 240H100V242L103 240V242L100 243ZM104 240L107 241V242L109 241L110 243L109 242L108 243L106 242L107 245H104V243H105ZM73 241H76V242L73 243ZM97 241H98V243H97ZM81 242H82V244H81ZM84 242L87 243V244H84ZM111 242L112 243L116 242V243L114 245ZM24 243H26V244L24 245ZM37 243H39V244H37ZM44 243H45V245H44ZM69 243L71 244L70 245L71 247L70 246L68 247ZM21 244H23V245H21ZM48 244H50L51 246L50 245L47 246ZM83 244H84V247L81 248L82 247L81 245H83ZM108 244H110L111 247ZM39 245H41L42 247L44 246V247L42 249H40L41 246H39ZM21 246H22V248H21ZM23 247H25V248H23ZM45 247H47L48 249H51V250H48ZM54 247H56V248H54ZM63 247H64V249H63ZM75 247L76 248H79V249H76ZM107 247H106V249H107ZM61 248L64 251L61 250ZM69 248H71L70 251L74 248L73 253H71L69 251ZM10 249H12V250H10ZM248 249L250 250V248H248ZM248 249H246V250H248ZM22 250H23V252H22ZM40 250H42V251H40ZM77 250L78 251H81V252L78 253V252H76ZM123 250H124V248H123ZM53 251H55V252H53ZM58 251H60V252L62 251V253H64V255H63L62 253L60 254V252H59L58 253L59 254V257L65 256L66 253L67 254L71 253L74 256L73 257H72V255L69 256V257L68 256L67 257L65 256V260H64V257H61L62 260H59L61 258H59L58 255L56 254V252H58ZM24 253H25V255H24ZM46 253H47V255H46ZM49 253L50 254L52 253L53 255L51 254V255L48 256ZM19 254L21 255L22 258L20 257ZM14 255H17L18 258L16 256H14ZM79 255L81 256V258H80ZM83 255H86L87 257H85V256L83 257ZM36 256H38L39 258L36 257ZM74 257H75V259L78 262L75 261ZM45 258L48 259V260H46ZM55 258L58 259L59 261L57 262L55 260ZM84 258H85V260H84ZM90 258H92V259H90ZM73 259L75 261L74 263H73ZM22 260H24V261H22ZM88 261H89V263H88ZM60 262L58 264H60ZM50 263L47 262V263H43V264H50Z\"/></svg>","mask_w":264,"mask_h":264}]
</instances>
